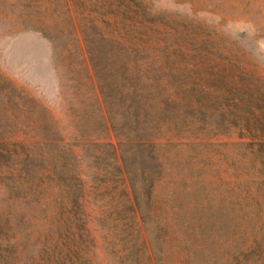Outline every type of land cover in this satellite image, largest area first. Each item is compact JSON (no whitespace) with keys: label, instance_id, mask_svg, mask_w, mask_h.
<instances>
[{"label":"trees","instance_id":"16d2710c","mask_svg":"<svg viewBox=\"0 0 264 264\" xmlns=\"http://www.w3.org/2000/svg\"><path fill=\"white\" fill-rule=\"evenodd\" d=\"M40 1L44 4L36 7L38 19L24 15L19 31H39L44 26L41 18L56 8L53 2L61 3L65 22L80 29L87 20L79 18L77 9L86 4L94 6L87 16L92 28H98L101 17L109 25L110 15L121 10L120 1L133 23L148 22L144 34L159 30L160 15L154 13L153 0ZM53 25L48 26L51 33H41L55 48ZM84 42L99 96L85 99L87 106L97 108L91 113L83 109L72 135L62 133L43 104L22 89L15 87L10 92V81L0 79V264H109L97 250L90 228L91 189L94 197H118L121 212L128 214L137 230L138 240L133 244L139 246L126 255L132 264L145 258L149 264H169L173 245L181 248V264H202L203 257L206 264L216 262L215 255L198 244L204 239L213 248L221 241V264H264V235L246 237L235 230L223 202L209 197L191 199L205 186L203 177L192 179L178 191L179 175L169 172L185 149L203 144L192 135L193 117L204 115L220 125L219 118L232 114L244 121L234 119L236 126L252 133L258 123H264V91L250 83L240 85L229 92V110L216 111L212 104L218 97L210 91L197 87L193 80L182 86L175 83L185 71L177 49L170 51L148 36L142 50L152 57L141 64L133 58L139 52L137 43L123 48L129 57L122 59V49L118 51L115 44L122 46L111 37ZM76 64L68 63L62 72L73 73ZM218 91L224 95L226 89ZM221 98L228 101L226 96ZM246 109L250 118L244 119ZM30 117L34 119L28 123L25 119ZM239 138H250L248 145L257 147L264 163V136ZM76 147L86 153L90 165H83ZM168 147L175 151L173 161L163 151ZM90 167L94 172L87 174L85 168ZM89 178L98 185L89 186ZM170 185L172 191L161 194Z\"/></svg>","mask_w":264,"mask_h":264},{"label":"rangeland","instance_id":"374dc122","mask_svg":"<svg viewBox=\"0 0 264 264\" xmlns=\"http://www.w3.org/2000/svg\"><path fill=\"white\" fill-rule=\"evenodd\" d=\"M55 3V10L53 6L48 17L41 18L44 26H40L39 31L33 28L19 31L26 18L24 15H36L33 20H37L39 9L36 7L44 3L40 0H0V79L4 77L10 81V92L15 87L22 89L43 104L65 136L72 135L74 123L84 108L89 113L97 108V105L87 106L89 102L85 100L93 94L99 96L84 42L95 37H111L120 43L122 47L117 43L115 46L118 51L122 49V59L129 57L123 48L137 43L139 52L133 58L141 64L152 57L142 50L148 36L170 51L177 49L179 65L185 71L176 77L175 83L182 86L193 80L197 87L210 91L212 96L218 97L217 102L212 104V109L216 111L229 110L226 106L232 103L229 92L240 85L250 83L264 91V0H153L154 13L160 15L159 30L148 35L144 34L148 22L139 19L133 23L121 1V10L116 16L110 15L109 25L101 17L97 22L98 28H92L87 18L94 6L86 4L78 8L79 18L83 16L87 20L81 29L66 23L61 3L53 2V5ZM46 5L52 7L50 3ZM49 23L54 24L55 48L41 33H51ZM76 44L79 46L75 47ZM71 62L77 63L74 72H62ZM71 78L74 81H70ZM80 83L83 86L78 90ZM223 87L226 89L224 95L218 91ZM221 96H226L228 101ZM246 112L242 113L244 119L250 118L247 109ZM193 118L192 135H197V141L203 144L185 149L169 171L172 175H179L181 185L178 191L183 190L192 179L203 177L205 186L199 192L195 191L191 199L209 197L223 202L225 212L234 219L235 230L243 232L246 237H252V234L263 236L264 163L258 156L257 147L248 145L252 140L239 137L264 136V123H258L250 133L234 124L236 118L232 114L219 118L223 121L220 125H216L217 120H210L204 115ZM33 119L25 120L31 123ZM18 135L24 137L22 132ZM75 151L82 158L83 165H90L89 157L80 147H76ZM163 151L171 161L174 160L172 147ZM85 169L87 174L94 172L92 167ZM88 185L94 188L98 184L89 178ZM172 187H165L161 194L172 191ZM91 192L87 211L92 234L98 243L97 250L107 257L109 264H132L126 255L132 247L137 250L139 245L133 244L138 240V233L131 226L128 214L124 210L121 212L118 197L104 199L100 198V194L94 197L93 189ZM104 211L106 215L100 216L99 212ZM198 244L215 255L216 262L211 264L223 262L221 241L214 248L206 239ZM181 259L183 253L180 246L170 247L169 264H181ZM149 263L145 258L140 264ZM203 263L206 264L204 257Z\"/></svg>","mask_w":264,"mask_h":264}]
</instances>
